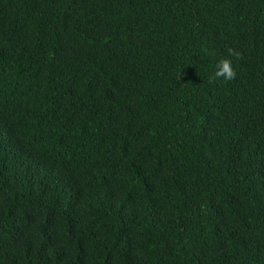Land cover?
Segmentation results:
<instances>
[{
    "label": "trees",
    "instance_id": "16d2710c",
    "mask_svg": "<svg viewBox=\"0 0 264 264\" xmlns=\"http://www.w3.org/2000/svg\"><path fill=\"white\" fill-rule=\"evenodd\" d=\"M0 264H264V0H0Z\"/></svg>",
    "mask_w": 264,
    "mask_h": 264
},
{
    "label": "clouds",
    "instance_id": "9594fccd",
    "mask_svg": "<svg viewBox=\"0 0 264 264\" xmlns=\"http://www.w3.org/2000/svg\"><path fill=\"white\" fill-rule=\"evenodd\" d=\"M232 55L239 56L238 52L230 50ZM235 76V71L229 59H221L215 65L214 77H222L224 80H231Z\"/></svg>",
    "mask_w": 264,
    "mask_h": 264
}]
</instances>
